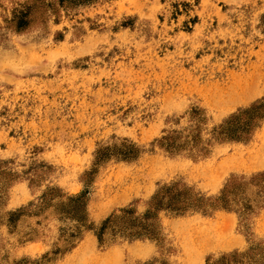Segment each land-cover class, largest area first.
<instances>
[{
  "label": "rangeland",
  "instance_id": "rangeland-1",
  "mask_svg": "<svg viewBox=\"0 0 264 264\" xmlns=\"http://www.w3.org/2000/svg\"><path fill=\"white\" fill-rule=\"evenodd\" d=\"M257 74L264 0H0V264H264V117L241 114L264 83L213 96ZM174 131L201 142L172 153ZM229 183V208L183 209Z\"/></svg>",
  "mask_w": 264,
  "mask_h": 264
},
{
  "label": "trees",
  "instance_id": "trees-1",
  "mask_svg": "<svg viewBox=\"0 0 264 264\" xmlns=\"http://www.w3.org/2000/svg\"><path fill=\"white\" fill-rule=\"evenodd\" d=\"M264 106V100L253 104L249 109L245 110L244 115H248L254 108H258V115L253 117L251 119V123L246 125V127L242 128L245 132H251L254 127L257 125V122L264 117V112H260L259 108ZM235 116V115H234ZM239 118L238 115L234 117L231 121L225 123L224 125H220L217 129L213 130V138L217 139L218 141H223L225 139L230 138H236V137H242L243 135L240 134L239 129L237 127H233V123L237 121ZM229 127H228V125ZM227 125V126H226ZM241 129V130H242ZM246 134V133H245ZM181 131H174L172 134H168L162 137V140L160 141V144L164 147H166L169 151L172 153H175L176 151H179L181 147H185L189 145L190 143L194 146L195 144H199L201 142V134L199 132L194 133L191 132L187 135H183ZM248 135V134H246ZM245 136V135H244ZM180 138H182L180 140ZM212 139H209L208 142H211ZM202 152L203 154L209 152L208 148L202 146L199 149V152ZM264 178V172H260L257 174L252 175L251 182L253 185H255L254 182H258L259 180H263ZM230 183L227 184V186L223 190V194L216 198V200H212L211 197L205 198L203 195H197V194H191L186 197L185 202L183 203L182 207L183 209L186 208L188 205H193L199 209L206 210L207 206L214 205L217 207H223V208H229L230 201H231V192L228 190ZM246 209L249 208V205H246ZM249 252L254 255H258L259 253H264V248H261L260 246L251 247ZM243 253L240 251H233L228 254L222 255L219 259H217L214 262H208L207 264H240V259L243 257ZM245 255V253H244ZM239 262V263H238Z\"/></svg>",
  "mask_w": 264,
  "mask_h": 264
},
{
  "label": "bare ground",
  "instance_id": "bare-ground-1",
  "mask_svg": "<svg viewBox=\"0 0 264 264\" xmlns=\"http://www.w3.org/2000/svg\"><path fill=\"white\" fill-rule=\"evenodd\" d=\"M257 75L258 76L252 75V76L248 77L247 79L236 78L235 81L233 83H231L230 86H228V88L226 90H222V88H217V90L213 94L215 102L220 104V106L224 105V107L229 108L231 106H234L235 104L247 101L248 99L260 94L261 91H259L258 85L261 84L262 82L264 83V77L262 74H257ZM256 153H255V155H256ZM251 154H254V152L253 153L251 152ZM255 157L257 158V155ZM258 157H259V155H258ZM232 161L234 162V160H232ZM243 162H245V160H243ZM252 162L255 163L254 165H261V164L263 165L264 164V158L257 160V162H254V161H252ZM231 163H230V165H231ZM234 163H236V160ZM240 166L241 165H238V167H240ZM226 169L228 170V168H226ZM225 227H227V226H225ZM223 242H224L223 244H225V245H233V241H226V242L223 241ZM212 243H213V240L209 241L208 239H205V238H199L196 244L201 248H203V247L206 248L207 245H210ZM87 245L88 244L83 245L80 253L83 254L87 251V249H88ZM107 258H109V257L107 256ZM103 261H106V260H103ZM100 263L107 264L106 262H102V261Z\"/></svg>",
  "mask_w": 264,
  "mask_h": 264
}]
</instances>
